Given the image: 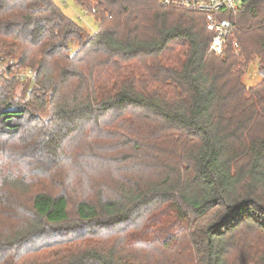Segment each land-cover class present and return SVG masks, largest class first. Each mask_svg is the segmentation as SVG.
Wrapping results in <instances>:
<instances>
[{"label": "trees", "instance_id": "1", "mask_svg": "<svg viewBox=\"0 0 264 264\" xmlns=\"http://www.w3.org/2000/svg\"><path fill=\"white\" fill-rule=\"evenodd\" d=\"M73 1L95 34L53 0H0V55L34 72L24 101L0 85V264H264V79L242 82L264 69V0L222 16L240 57L207 54L203 14ZM166 206L187 226L139 238Z\"/></svg>", "mask_w": 264, "mask_h": 264}, {"label": "rangeland", "instance_id": "2", "mask_svg": "<svg viewBox=\"0 0 264 264\" xmlns=\"http://www.w3.org/2000/svg\"><path fill=\"white\" fill-rule=\"evenodd\" d=\"M53 1L62 9L64 14L69 19H71L74 23L83 28L85 31L92 35L97 32L99 24L96 22L93 15L90 12L82 9L73 0ZM93 2L96 3V1ZM73 47L75 50L77 48V44L74 43ZM259 61L260 59L258 58V56H255L253 62L251 64H248L247 68L245 69L246 72L244 73L242 82L247 89L251 88L252 86H255L257 83L264 79L261 76V74H263L264 76V69H259ZM12 62V59L7 58L6 55H0V85L4 84V80H6L7 82H11L13 78H19V85L16 87L15 95L19 100L24 101L26 99V88L30 82L28 77L34 76V72L31 69H19L17 65L11 64ZM12 65L14 67H12V70L10 71L9 68ZM125 69L127 71L132 69V73L136 74L139 71V66L137 64L129 65L125 67ZM32 85H30V89L32 88ZM37 109V112L42 119L47 120L51 117V106H48L46 108L38 106ZM186 226V220L180 216L176 209L170 206H166L161 212H159L152 218L150 224L147 226V230L149 231L143 233V235L139 234L137 236L139 238H153L155 236L165 237V235L176 231L180 227Z\"/></svg>", "mask_w": 264, "mask_h": 264}, {"label": "built area", "instance_id": "3", "mask_svg": "<svg viewBox=\"0 0 264 264\" xmlns=\"http://www.w3.org/2000/svg\"><path fill=\"white\" fill-rule=\"evenodd\" d=\"M158 3L164 7L205 15L207 30L212 33L208 55L221 57L230 49L236 57H240V44L236 38L237 23L222 16L240 11L245 0H158ZM261 76L264 78L263 74ZM30 78L34 79V76Z\"/></svg>", "mask_w": 264, "mask_h": 264}]
</instances>
